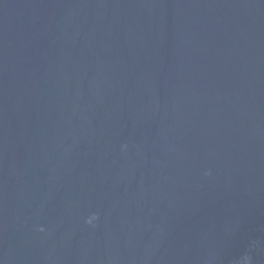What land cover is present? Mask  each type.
Here are the masks:
<instances>
[{"label":"water","instance_id":"water-1","mask_svg":"<svg viewBox=\"0 0 264 264\" xmlns=\"http://www.w3.org/2000/svg\"><path fill=\"white\" fill-rule=\"evenodd\" d=\"M0 264H264V0H0Z\"/></svg>","mask_w":264,"mask_h":264}]
</instances>
